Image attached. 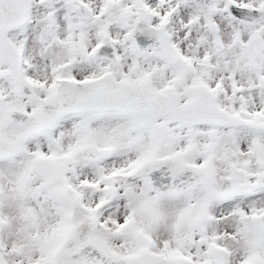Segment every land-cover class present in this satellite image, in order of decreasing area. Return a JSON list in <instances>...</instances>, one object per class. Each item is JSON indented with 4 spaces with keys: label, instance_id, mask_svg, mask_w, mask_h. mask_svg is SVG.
Instances as JSON below:
<instances>
[{
    "label": "snow or ice",
    "instance_id": "obj_1",
    "mask_svg": "<svg viewBox=\"0 0 264 264\" xmlns=\"http://www.w3.org/2000/svg\"><path fill=\"white\" fill-rule=\"evenodd\" d=\"M0 264H264V0H0Z\"/></svg>",
    "mask_w": 264,
    "mask_h": 264
}]
</instances>
